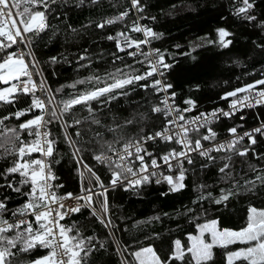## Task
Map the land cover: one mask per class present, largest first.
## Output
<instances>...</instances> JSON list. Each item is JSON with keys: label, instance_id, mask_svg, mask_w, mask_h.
<instances>
[{"label": "snow or ice", "instance_id": "1", "mask_svg": "<svg viewBox=\"0 0 264 264\" xmlns=\"http://www.w3.org/2000/svg\"><path fill=\"white\" fill-rule=\"evenodd\" d=\"M83 2L84 0H80L81 4ZM92 2L96 3L98 0ZM54 3L56 0H0V103L14 104L20 95L31 97L27 108L13 112L11 116L0 117V159L8 160L11 157L10 166L0 172V178L7 181L6 184H0V188H9L28 198L21 208L10 213L11 220L4 216L5 212L10 211L5 203L7 197L0 199V264H87V257L95 250L93 238L83 237L75 224L67 225L61 222L87 207L92 209L93 215H96L105 227L111 224V220L105 222L102 215L108 211V186L103 184L92 167L84 163L81 156L85 149L77 139L81 137L78 126L84 123L106 128V131L112 134V139H106L99 131L93 133L97 148L92 155L95 161L108 168L111 174L109 186L113 188L120 186L125 190L135 191L152 183L155 178L157 184L167 183L169 191H180L186 187L184 181L188 169L185 164H194L193 153L204 161L199 165L201 170L219 164L221 180L233 182L232 188L220 190L219 197L207 192V185H197L198 197L194 203L210 200L220 205L230 197L240 194V187H244L245 191L254 192L258 184L264 186V168L247 161L244 163H247L249 171L256 174L253 179L245 180L244 184L240 185V181L235 179L233 174V154L247 157L249 152H252L254 159H264V154L258 155L252 148V145L257 143V135L264 137V121L260 126L242 132H238V129L243 128L242 124L228 128L229 139L223 142H217L218 133L211 126L221 117L231 118L245 108L264 105V79L225 93L221 99L232 98L228 110L217 108L210 113L201 112L191 118L186 113L195 109V101L190 98L184 100L183 103L187 106L184 108L176 105V93L169 91L173 87L170 83L155 79L150 83L141 84L140 87L145 90L152 88L158 95L165 94L159 103L151 107L153 114H161L164 117L163 126L147 134L141 127L135 135L126 136L121 130L143 122L147 119L146 114H140L139 120L133 115L123 123L114 122L113 125L106 126L97 115L100 109L93 108L92 103L96 102L102 108L120 95H128L126 91L117 90H123L128 85L140 81H148L156 75L164 76L161 69H169L172 65L165 63L164 54L158 49L147 53L141 50L142 44L149 43L148 39H135L120 31L115 36L109 35L107 39L117 41L119 52H125V45L128 49H136L137 51L127 52V55L136 57L138 52L143 55L148 62L146 71L124 73L123 69L118 68L116 72L107 73L104 77L94 74L67 85L76 89L77 85L92 84L91 88L58 100L57 95L62 93L63 86L52 90L44 79H35L34 77L42 75L39 71V61L32 51L24 50L30 49L34 39L50 27L46 13ZM240 3L243 6L235 8V14L247 21L255 20L256 17L251 14L255 0H240ZM131 5L137 11H143L141 0H131ZM128 14V11H124L115 18L97 24V27L104 28L106 25L122 21ZM131 31L142 32L145 37L155 38L159 35L152 29L136 23ZM216 31L218 39L211 43H218L223 48L231 45L232 41L228 37L232 33L225 28ZM153 55L156 57L154 61L150 59ZM80 59L85 57L81 56ZM116 59L121 57L116 56ZM51 61L55 63L57 58L52 57ZM126 67L131 68L130 65ZM37 92L43 95L38 96ZM101 97L104 99L101 100ZM77 106H81L88 115L81 117L74 112ZM34 110H39V114H34ZM29 114H32L31 118L16 126L5 124L6 120L13 117L20 120ZM240 119L245 117L242 115ZM55 124H59L64 142L73 149L72 156L82 180L85 174L89 178V186L84 187L83 183L81 185V195L74 196L71 192L61 195L57 192L63 185L54 183L58 177L53 171V165L59 163L54 156V153H58V137L54 135L52 127ZM69 128L76 130L70 133ZM245 140L248 141L247 144H243ZM157 141L175 146L150 151L147 145ZM204 142H208V146H205ZM214 152H223L226 155L217 157L213 155ZM14 175L21 177L17 183L8 180V177ZM92 181H95V185ZM22 187L27 190L22 192ZM96 187L103 191H96ZM94 197L101 198L98 204L94 202ZM81 201L83 203H80ZM201 211L205 210L201 208ZM196 228L195 234L187 235V243H182L180 239L173 242V249L166 259H161L152 246L142 247L130 255L135 264H172L173 261H179L180 264H210L215 256L213 249L220 248L226 250V264H264V208L250 205L245 225L239 230L221 228L218 219L206 220ZM232 245L243 247L229 250ZM38 247L46 249V254L29 261L18 259L21 253H29ZM123 251L126 252L127 249ZM121 255V264H132L123 253Z\"/></svg>", "mask_w": 264, "mask_h": 264}, {"label": "trees", "instance_id": "2", "mask_svg": "<svg viewBox=\"0 0 264 264\" xmlns=\"http://www.w3.org/2000/svg\"><path fill=\"white\" fill-rule=\"evenodd\" d=\"M141 4L143 11L133 8L131 0H98L96 3L84 0L82 4L80 0H56L46 13L50 27L34 39L30 48L39 61V71L42 74L37 76V80L44 79L52 90L63 86L62 93L57 95L59 100L91 88L92 84L77 85L76 89L67 85L94 74L104 77L107 73L116 72L118 68L123 69L124 73H143L146 70L142 68V63L137 62L142 61L139 56L127 55L129 50L119 52L117 41L107 39L109 35L115 36L120 31L136 39L138 35L131 28L134 23L138 24V18L142 21V26L146 25L159 34L158 37H150L149 42L153 49L164 54L165 63L172 65L166 69L165 81L173 86L169 91L176 93L175 102L182 108L187 107L183 101L190 98L196 103L194 113L212 111L224 105L225 100L221 97L228 90L264 79V0H255L251 14L256 19L252 21L235 14V8L243 6L240 0H141ZM124 11L129 14L122 21L104 28L97 27V24L115 18ZM219 28L232 33L228 37L232 43L227 48L211 43L218 39L216 30ZM24 50L28 51L27 48ZM81 56L85 59H80ZM116 56L121 59H116ZM52 57H56L57 62L53 63ZM128 65L131 68L126 67ZM149 80L117 90L126 91L128 95H120L102 108L93 102V108L100 109L97 115L101 123L106 126L113 125L114 122L123 123L133 115L139 120L140 114H146L147 119L143 122L124 127L121 130L123 134L135 135L141 127L145 134L161 128L164 117L151 112L159 95L152 88L145 90L140 87L141 84L149 83ZM37 95L43 94L40 92ZM30 103L31 97L27 95H20L14 104L0 103V117L11 116L13 112L27 108ZM73 111L81 117L88 115L81 106ZM34 114H39V110H34ZM31 116L29 114L20 120L13 117L6 120L5 124L16 126ZM248 116L247 121L234 123L225 120L219 123L215 126L218 137L235 125L249 126L252 122L264 120V106L251 110ZM52 127L54 135L58 137V153H54V156L59 163L53 165V171L58 177L55 184L63 185L59 194L79 193L82 178L72 156L73 149L64 142L59 124ZM78 127L81 137L77 139L85 149L81 152L84 163L92 167L103 184L109 187L111 174L108 168L93 159L92 153L97 148L93 133L99 131L106 139H112V134L106 128L96 125L84 123ZM75 130L68 129L70 133ZM256 139L257 143L252 148L256 154H264V137L257 135ZM247 143V140L243 142ZM223 155L226 154H214L217 157ZM193 159L194 164L186 166V187L180 191H169L168 184L144 185L135 191L122 187L108 190L110 230L88 208L62 221L67 225L75 224L83 237L93 238L95 250L87 257V264H121V253L135 264L130 253L146 246L154 247L161 259H166L173 249V242L180 239L182 243H187V235L195 234L198 224L218 219L221 228L239 230L245 225L250 205L264 208V186L259 184L254 192L240 187V194L230 197L224 204L217 205L210 200L194 203L198 197L197 185H207L206 191L219 197L220 190L232 188L233 182L221 180L219 164L201 170L199 165L204 162L203 159L195 155ZM233 160V174L240 185L256 175L249 171L245 161L264 168V159H254L252 152L247 157L233 154ZM10 161L11 157L8 160L0 159V172L10 166ZM20 179L18 175L8 177L14 183ZM92 182L95 185V181ZM6 183L0 178V184ZM26 190V187H22V192ZM4 197H7L5 203L10 210L4 213L5 218H10V212L14 208H20L28 199L6 187L0 188V199ZM201 208L205 211L202 212ZM188 209L194 211L189 212ZM237 247L243 245H232L229 250ZM124 249L127 251H123ZM213 251L214 261L210 264H226V250L215 248ZM45 254L46 250L38 247L29 253H21L18 259L29 261ZM172 264L180 262L173 261Z\"/></svg>", "mask_w": 264, "mask_h": 264}, {"label": "built area", "instance_id": "3", "mask_svg": "<svg viewBox=\"0 0 264 264\" xmlns=\"http://www.w3.org/2000/svg\"><path fill=\"white\" fill-rule=\"evenodd\" d=\"M142 21H140V19L138 18V25H140V26H142ZM133 27V26H132ZM143 27H147L146 25H144ZM148 28V27H147ZM135 34H137L138 35V37L136 38V39H150V37H145L144 36V34L141 32V33H137V32H134ZM125 49L126 50H129V51H137L136 49H128L127 48V46L125 45ZM32 51L31 49H28V51ZM141 50L143 51V52H145V53H147V52H152L153 50H155V49H153V47H151V45H150V42L148 43V44H146V45H144V44H142L141 45ZM137 56H139L140 58H141V60L143 61V63H142V68L143 69H147L148 68V62L145 60V58H144V56L143 55H140L139 54V52H138V55ZM30 59V58H29ZM150 59H152L153 61L156 59V57H155V55H153L152 57H150ZM163 72H164V76H159V75H156V76H154V77H151L150 78V80H149V83L152 81V80H155V79H161V80H163V81H165V78H166V69H161ZM166 82V81H165ZM167 83V82H166ZM230 91H233V90H228L227 92H230ZM227 92H225V93H227ZM40 94V92H37V94ZM224 93V94H225ZM165 94L164 93H159V100H158V102L157 103H159V101H160V99H162L163 98V96H164ZM243 95V94H242ZM232 98H229L228 100H225V102H224V105L223 106H218V107H216V108H214V109H217V108H223V109H225V110H228L229 109V103H230V100H231ZM224 100V99H223ZM176 103V102H175ZM177 105V104H176ZM264 105H259V106H256V107H253V108H245V109H243V111L242 112H237L234 116H232L231 118H224V117H221L217 122H215V123H213L211 126L214 128V130H215V126H217L219 123H222V121H225V120H231V121H234V123L235 122H242V121H247L248 120V113L249 112H251V110H254V109H258V108H261V107H263ZM180 107V106H179ZM182 108V107H181ZM214 109H212V111L214 110ZM201 112H203V113H210L211 111H209V112H207V111H201ZM201 112H199V113H201ZM199 113H194L193 111H191V112H189V113H186V115L189 117V118H191V117H193V116H196V115H198ZM244 116L245 117V119H243V120H241L240 119V117L241 116ZM262 121H264V120H258V121H255V122H252L251 123V125H249V126H247V125H243V128L242 129H238V132H242V131H247V130H251V129H253V128H255V127H258V126H260V124H261V122ZM163 126V125H162ZM161 126V127H162ZM160 129V128H159ZM158 129V130H159ZM203 131V130H202ZM216 131V130H215ZM227 139H229V134H228V131H226V133L224 134V135H222V136H220V137H218L217 138V142H223V141H225V140H227ZM205 143V146H208V142H204ZM165 146H168V147H170V146H175V145H165V144H162V143H160L159 141H157L155 144H153V143H149L148 145H147V147L149 148V150L150 151H156V150H160V149H164V148H166ZM216 152H214L213 153V155L215 154ZM221 154H226V153H223V152H220ZM197 156L195 153H193V156ZM187 166V164H185V167ZM82 170V169H81ZM165 174H167V172H165ZM186 175H187V173H186ZM55 183V182H54ZM81 183H85V186L84 187H87V186H89V178H88V176H87V174H85V177L83 178V180H81ZM92 184H93V182H92ZM150 184H155V185H159V186H161V185H163V184H167V183H160V184H157V183H155V178H153V181H152V183H149V184H146V185H150ZM94 185V184H93ZM110 185V184H109ZM116 187H120V186H116ZM115 187V188H116ZM113 187H111V186H109L108 187V190H110V189H112ZM123 188V187H122ZM60 189L61 188H59V189H57V192H58V194H59V192H60ZM96 191H103V189H100L99 187H96V189H95ZM82 193H81V191L79 192V193H76V194H73L74 196L75 195H81ZM101 198L100 197H94L93 198V200H94V202L96 203V204H98V202H99V200H100ZM27 201V200H26ZM26 201L24 202V203H26ZM108 202V201H107ZM66 203H71V201H66ZM80 203H83L82 201L80 202ZM24 205V204H23ZM22 205V206H23ZM21 206V207H22ZM20 207V208H21ZM84 208H86L87 209V207H84ZM84 208H82V209H84ZM17 209H19V208H14L12 211H16ZM81 209V210H82ZM88 209H90L91 211H92V209L91 208H88ZM11 211V212H12ZM10 212V213H11ZM93 212V211H92ZM74 214H76V213H74ZM74 214H72L70 217H72V216H74ZM103 216H104V218H105V222H107L108 221V218H109V212L107 211V213L106 214H102ZM69 217V218H70ZM10 220H11V215H10V218H9ZM108 228H109V230H110V225L108 226ZM43 249V248H42ZM44 250H46V249H44ZM47 251V250H46Z\"/></svg>", "mask_w": 264, "mask_h": 264}, {"label": "rangeland", "instance_id": "4", "mask_svg": "<svg viewBox=\"0 0 264 264\" xmlns=\"http://www.w3.org/2000/svg\"><path fill=\"white\" fill-rule=\"evenodd\" d=\"M34 78H35V79H38V78H37V76H36V77H34ZM0 86H2V85H0Z\"/></svg>", "mask_w": 264, "mask_h": 264}]
</instances>
